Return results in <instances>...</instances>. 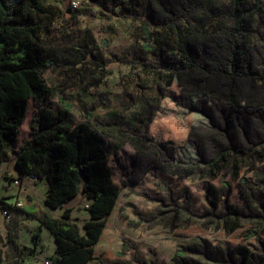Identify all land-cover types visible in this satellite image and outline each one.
Returning a JSON list of instances; mask_svg holds the SVG:
<instances>
[{"label": "trees", "instance_id": "1", "mask_svg": "<svg viewBox=\"0 0 264 264\" xmlns=\"http://www.w3.org/2000/svg\"><path fill=\"white\" fill-rule=\"evenodd\" d=\"M86 1L114 13L108 0ZM263 12L262 0H149V17L140 27L143 48L152 60L144 62L143 69L160 76L164 86L144 103L139 132L133 133L137 154L127 174L137 179L139 171L154 165L192 179L230 176L238 181L248 206L263 194L264 30L257 22ZM60 13L43 0H0V166L14 161L18 179H46L45 205L63 209L54 216L35 206L18 207L55 236L52 264H123L106 252L95 255L120 196L107 139L89 120L77 121L69 102L63 100L57 111L46 106L50 90L44 73L60 65L61 56L46 47L42 34ZM72 13L76 17L82 11ZM74 50V60L63 62L92 66V85L99 86L110 73L100 45L90 38ZM167 88L174 91V121L159 115L162 100L171 98L165 95ZM31 106L29 137L15 147ZM154 120L156 129L167 127L166 140L150 136ZM80 193L88 199L90 213L82 224L68 206ZM7 207L10 204L2 205L3 210ZM225 208L218 215L213 209V215L225 221L233 213L229 204ZM39 237L40 229L33 234L35 247ZM9 239L20 259L35 250L20 245L10 232ZM260 241L258 258L240 247L235 264H264ZM225 256H217V264L231 261Z\"/></svg>", "mask_w": 264, "mask_h": 264}, {"label": "rangeland", "instance_id": "2", "mask_svg": "<svg viewBox=\"0 0 264 264\" xmlns=\"http://www.w3.org/2000/svg\"><path fill=\"white\" fill-rule=\"evenodd\" d=\"M71 1L43 0L61 10L42 34L46 47L61 56L60 65L51 66L44 73L50 90L46 106L57 111L63 100L69 102L77 121L89 120L107 139L110 168L120 186V196L96 252L107 250L123 264H217L221 262L217 256L222 254L226 258L227 254L231 256L226 264H235L240 260V247L249 248L258 258L262 253L260 239L264 242V190L248 206L239 193L238 181L230 176H220L214 181L192 179L154 165L146 172L139 171L137 179L135 174L126 172L132 169L131 160L137 154L133 133L139 132L144 103L157 97L164 86L160 76L143 69V63L152 60L143 48L140 27L141 20L149 17V0H108L114 13L86 0H76L80 5L74 8ZM73 10L82 13L74 17ZM257 22L264 30V12ZM90 38L100 45L110 70L99 86L92 85L95 77L92 66L63 62L74 60V49ZM173 92L165 89V95L172 99L166 96L161 102L159 115L165 120L177 119ZM33 116L31 106L15 147L29 137ZM166 130L165 126L156 129L154 120L149 134L162 141L167 139ZM172 140L176 144V139ZM18 178L13 161L0 166V204H10L7 207L10 218L0 209V264L20 261L9 232L16 240L21 231L24 243L31 239H27L22 227L15 226L24 217L16 202H22V206L29 199L39 205L43 203V181L24 180L15 184ZM77 203L84 211L76 216H85L83 201ZM226 204L233 208V213L223 221L213 215V209L217 215L225 213ZM76 219L82 224V220ZM253 231L258 232L252 235ZM42 240L45 251L51 252L54 236L49 232ZM182 253L183 258L179 257Z\"/></svg>", "mask_w": 264, "mask_h": 264}, {"label": "crops", "instance_id": "3", "mask_svg": "<svg viewBox=\"0 0 264 264\" xmlns=\"http://www.w3.org/2000/svg\"><path fill=\"white\" fill-rule=\"evenodd\" d=\"M14 168L17 171L16 166H15V162H14ZM41 181H43V187H41V188L44 190V196H43V203H44V200H45V197H46V193H47V190H48V184H47L46 179H42ZM39 182H40V180L39 181H35L34 183H39ZM26 189L28 190L29 188H26ZM79 200L83 201L84 205L86 203H88V199L84 196L83 193H80L76 198H74L68 204V206L73 208V217L78 218L79 220L85 221V220L90 218V213L86 209H85V211L87 212V214L85 216H76V215H79L78 212L84 211L83 209L79 208L80 207V205H79L80 203H77V202H79ZM43 203L41 205H39V204H37V202L35 200L29 199V201L26 202V204L23 207L30 210L32 208V206H35L38 209V211H48L54 216H59L62 213L63 209H53L51 211V209L47 208V206H45V203L44 204ZM20 213L24 215V217L22 219L23 221L22 222H15V226H18V228L22 227L24 229V232L27 234V239H29V237L31 239H30V242L24 243L23 239H20L21 238V231H20L19 234H17L16 241L19 242L21 245H25V246H28L30 248H35V250L33 251L32 254L28 253V252L24 253L23 257L20 259V264H46L45 263L46 260H50L51 261L50 258L52 256H56L57 255V253H56V247H57L56 246V241H55V244H54V248H53V250L51 252L45 251L42 239H43V236L48 235V233L50 231L45 229V228H40L39 222L35 218H33L32 216L28 215L27 213L22 212V211H20ZM113 213H114V211L109 216L105 229L107 228L108 223H109ZM38 229H40V237L38 239V245L35 247L34 240H33V234ZM105 229L103 231V234H102L98 244L103 239ZM27 239H24V240L27 241ZM54 240H55V236H54ZM98 244L95 247V255L96 256H98V255H100L102 253V251L99 252V253L96 252ZM106 251L107 250H105L103 252H106ZM106 253H109L111 255V257L114 258V256L109 251H107ZM41 260H42V262H41ZM87 264H97V263H96V261H92V262H89Z\"/></svg>", "mask_w": 264, "mask_h": 264}, {"label": "built area", "instance_id": "4", "mask_svg": "<svg viewBox=\"0 0 264 264\" xmlns=\"http://www.w3.org/2000/svg\"><path fill=\"white\" fill-rule=\"evenodd\" d=\"M71 5H72V7H74V8H78L80 4H79L78 1L73 0V1H71ZM24 180L36 181V178H35L34 176H28V177H26V178H24V179H22V180H21V179H17V180H15L14 182H15V184H19V183H21V182L24 181ZM16 206H17V207H21V206H22V202H20V201L16 202ZM87 207H88V205L86 204V205H85V208H87ZM0 209H2V204H0ZM2 213H3L7 218H10V215H9L7 209H6V210H3V209H2ZM45 263H46V264H52V262H51L50 260H46Z\"/></svg>", "mask_w": 264, "mask_h": 264}]
</instances>
